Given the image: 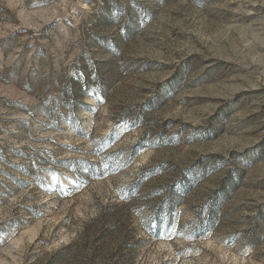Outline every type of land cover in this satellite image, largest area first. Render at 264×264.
<instances>
[{
    "label": "rangeland",
    "instance_id": "374dc122",
    "mask_svg": "<svg viewBox=\"0 0 264 264\" xmlns=\"http://www.w3.org/2000/svg\"><path fill=\"white\" fill-rule=\"evenodd\" d=\"M0 264H264V0H0Z\"/></svg>",
    "mask_w": 264,
    "mask_h": 264
}]
</instances>
